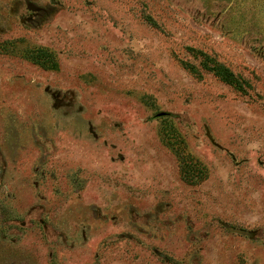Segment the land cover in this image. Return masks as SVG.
<instances>
[{
	"label": "rangeland",
	"instance_id": "374dc122",
	"mask_svg": "<svg viewBox=\"0 0 264 264\" xmlns=\"http://www.w3.org/2000/svg\"><path fill=\"white\" fill-rule=\"evenodd\" d=\"M0 264H264V0H0Z\"/></svg>",
	"mask_w": 264,
	"mask_h": 264
},
{
	"label": "water",
	"instance_id": "95a60500",
	"mask_svg": "<svg viewBox=\"0 0 264 264\" xmlns=\"http://www.w3.org/2000/svg\"><path fill=\"white\" fill-rule=\"evenodd\" d=\"M231 230H233V229L231 228ZM237 231L242 232L243 230H237Z\"/></svg>",
	"mask_w": 264,
	"mask_h": 264
},
{
	"label": "trees",
	"instance_id": "16d2710c",
	"mask_svg": "<svg viewBox=\"0 0 264 264\" xmlns=\"http://www.w3.org/2000/svg\"><path fill=\"white\" fill-rule=\"evenodd\" d=\"M150 20V18H148Z\"/></svg>",
	"mask_w": 264,
	"mask_h": 264
}]
</instances>
